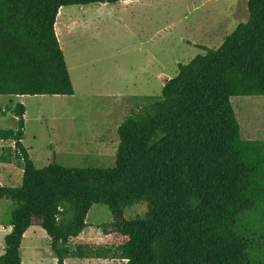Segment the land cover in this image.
Segmentation results:
<instances>
[{"label":"trees","instance_id":"obj_1","mask_svg":"<svg viewBox=\"0 0 264 264\" xmlns=\"http://www.w3.org/2000/svg\"><path fill=\"white\" fill-rule=\"evenodd\" d=\"M122 1L0 0V96H73L60 10ZM247 6L248 20L220 47L199 46L160 96L123 121L114 167L37 168L23 144L26 108L16 104L17 129L0 131L14 148L0 159L22 161L23 182L0 185V200L13 205L0 264H22L31 227L46 232L57 264L109 258L107 249L71 245L95 205L121 221L125 242L113 258L126 264H264V141L242 139L231 103L264 96V0ZM141 203L146 213L125 220Z\"/></svg>","mask_w":264,"mask_h":264},{"label":"rangeland","instance_id":"obj_2","mask_svg":"<svg viewBox=\"0 0 264 264\" xmlns=\"http://www.w3.org/2000/svg\"><path fill=\"white\" fill-rule=\"evenodd\" d=\"M247 4L248 0H129L62 8L56 26L75 93L23 100V144L37 168L54 163L68 168L114 167L123 121L160 96L165 83L178 74L179 64L203 53L199 46L220 47L248 20ZM231 103L242 139L264 141V96L233 97ZM15 105L10 97L0 96V131L17 129ZM10 147L14 142L0 140V154ZM22 167L20 160L0 159V185L21 186ZM12 208L11 201L0 200V255ZM146 211L147 204L141 203L127 208L124 218L131 220ZM120 222L109 207L93 206L88 227L71 245L107 249L109 258H68L65 264H126L113 258L125 242L117 227ZM35 230L37 254L50 264L46 233L33 227L29 234Z\"/></svg>","mask_w":264,"mask_h":264},{"label":"crops","instance_id":"obj_3","mask_svg":"<svg viewBox=\"0 0 264 264\" xmlns=\"http://www.w3.org/2000/svg\"><path fill=\"white\" fill-rule=\"evenodd\" d=\"M122 2H125V1H122ZM121 3V2H120ZM119 4V3H118ZM61 11V10H60ZM60 13V12H59ZM59 16V14H58ZM58 18V17H57ZM57 28L56 30V34H57V37L59 36V25L56 26L55 25V29ZM60 37V36H59ZM28 97V96H10V99L13 103L17 104V103H21L23 104V100ZM16 101V102H15ZM16 106V105H15ZM26 115V114H25ZM29 153V152H28ZM22 171H23V167H22ZM33 229V227L29 228L27 230V232L25 233L24 235V238H23V241H22V245H21V257H22V264H46L45 260L39 258V253L37 254V250H36V239L38 237V231L36 232H32V234H29V232ZM12 228L9 227L8 228V232L5 233V237L6 235H8L10 232H11ZM45 232V231H44ZM46 233V232H45ZM82 234V233H81ZM46 237H47V241H48V244H49V249L47 250V256L49 257L51 263L50 264H57V258L55 257L52 249H51V246H50V239L49 237L47 236L46 234ZM5 239V238H4ZM29 241L28 245L30 246L29 248V252L26 254V258H24V254H23V251H24V248H25V243L26 241Z\"/></svg>","mask_w":264,"mask_h":264}]
</instances>
